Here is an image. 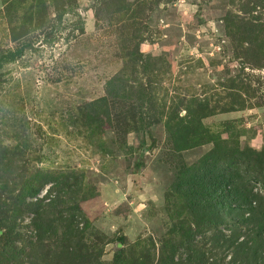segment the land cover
I'll list each match as a JSON object with an SVG mask.
<instances>
[{
    "label": "rangeland",
    "instance_id": "rangeland-1",
    "mask_svg": "<svg viewBox=\"0 0 264 264\" xmlns=\"http://www.w3.org/2000/svg\"><path fill=\"white\" fill-rule=\"evenodd\" d=\"M262 207L264 0H0V264H224Z\"/></svg>",
    "mask_w": 264,
    "mask_h": 264
},
{
    "label": "trees",
    "instance_id": "trees-1",
    "mask_svg": "<svg viewBox=\"0 0 264 264\" xmlns=\"http://www.w3.org/2000/svg\"><path fill=\"white\" fill-rule=\"evenodd\" d=\"M243 31L245 32V41L248 44H255L254 42L255 37L252 34L253 33V28H249V29H244ZM39 187H35L31 190L30 193V197L34 198L36 197V195L39 192ZM46 193H48V191H46ZM45 193V195H46ZM51 195V193H49ZM45 196L44 199L46 200H50L48 198V196ZM57 197V196H56ZM211 197V201L209 204H204L203 208L204 210H214V209H218V210H226L227 206L225 204L224 201H222L223 197H218L217 194L213 193L212 190H210V194L208 196V198ZM50 202H52V200H50ZM207 203V202H204ZM200 206V204H198ZM30 206H32L33 210L35 211V215L40 216V210H42L43 212V208L45 207V205H43L41 203V201L39 203H35V204H30ZM202 207V206H201ZM258 213H260L262 215V218H264V207L260 208V210L258 209L257 211ZM255 213V211L253 210L252 214ZM206 212H205V214ZM37 219V218H36ZM260 220V218H259ZM35 221V218H34ZM242 224H247L249 223V220L246 218L244 220H242L241 222ZM202 224L204 225V222H202ZM257 229L259 231H257V233L255 234V241L257 239H261L262 236H264V225H260L258 224V226H256ZM38 237L37 240H40L43 238V235H45L44 233H46V231H44L43 228L38 229ZM0 240H1V247L5 246V242H7L8 240V233H3L0 232ZM255 241L254 243L252 241H248V240H244V242L240 243L238 246L241 248V250H238V252H240V255H238V257H230L228 259L227 262H225L224 264H258L259 259L262 258V260H264V250H261V252L257 253L256 250H253V245H255ZM119 245H121V243H119ZM2 252H5V250H2ZM123 251H120L116 254H114L112 261L110 264H176L174 258H175V253L173 251L167 253L165 252V250H160V253L158 252V258H155L154 256L152 257L151 253L146 251L144 254L139 255L138 257L135 258H131L130 262L125 263L124 262V258L122 255ZM67 256L70 258L71 263L72 264H91V260H93L94 262H96L95 259V255L92 254H88L85 253L84 255L82 254V250H71L70 252L67 253ZM10 258H14V256L12 255ZM189 261V259H188ZM97 263V262H96ZM187 263V262H186ZM193 264L192 261L188 262L187 264ZM30 264H36L35 262H30ZM259 264H264V261H262V263L260 262Z\"/></svg>",
    "mask_w": 264,
    "mask_h": 264
}]
</instances>
